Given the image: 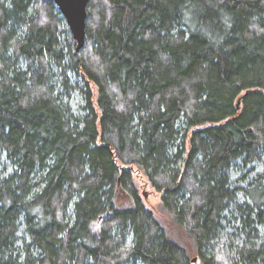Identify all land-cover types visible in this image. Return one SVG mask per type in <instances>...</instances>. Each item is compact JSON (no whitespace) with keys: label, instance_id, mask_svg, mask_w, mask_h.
<instances>
[{"label":"trees","instance_id":"1","mask_svg":"<svg viewBox=\"0 0 264 264\" xmlns=\"http://www.w3.org/2000/svg\"><path fill=\"white\" fill-rule=\"evenodd\" d=\"M256 164L264 0H0V264H264Z\"/></svg>","mask_w":264,"mask_h":264},{"label":"water","instance_id":"2","mask_svg":"<svg viewBox=\"0 0 264 264\" xmlns=\"http://www.w3.org/2000/svg\"><path fill=\"white\" fill-rule=\"evenodd\" d=\"M53 2L69 27L73 39L77 42V50H80L86 40L87 7L90 0H48ZM240 102L238 103L239 108ZM197 263V258L193 260Z\"/></svg>","mask_w":264,"mask_h":264},{"label":"rangeland","instance_id":"3","mask_svg":"<svg viewBox=\"0 0 264 264\" xmlns=\"http://www.w3.org/2000/svg\"><path fill=\"white\" fill-rule=\"evenodd\" d=\"M56 75L57 72H56ZM80 100L77 99L76 103H78ZM255 169V170H253ZM253 172H250L252 171ZM264 170V167L262 164H256L254 166H252L250 169L248 170H240V169H235L234 173H233V179L235 181H238L239 179H241V177L244 175L246 176L245 178V184H247L251 179H253L254 177H256V175H258L259 173H262ZM242 183V182H241ZM239 183L240 186H245L244 184ZM147 193L144 194V201L147 204V206L149 208H151L152 210H154V212L161 217L162 219H164L165 215L161 212L160 210V206H159V202H160V197L158 195H156L152 190L147 189L146 190ZM232 216H228V218H230ZM233 218V217H232ZM236 218V217H235ZM235 218L232 220V222L229 224L228 221H226V223L224 224L225 228L227 229V231L234 226V223H236ZM262 231L264 232V226H261ZM197 264H200L199 262Z\"/></svg>","mask_w":264,"mask_h":264}]
</instances>
